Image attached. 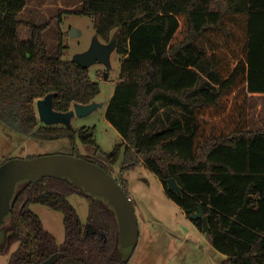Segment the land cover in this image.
I'll use <instances>...</instances> for the list:
<instances>
[{
	"label": "trees",
	"instance_id": "1",
	"mask_svg": "<svg viewBox=\"0 0 264 264\" xmlns=\"http://www.w3.org/2000/svg\"><path fill=\"white\" fill-rule=\"evenodd\" d=\"M26 4L0 0V122L38 139H68L69 154L112 174L121 161L115 177L127 192L125 172L145 164L204 231L203 218L191 217L202 203L204 232L227 255L219 264H264V118L251 128L249 112L251 94L264 93V0H82L74 12L92 16L105 40L116 34L123 55L105 112L121 136L111 152L101 149L95 125L41 123L39 98L54 93V108L66 112L101 88L89 68L63 58L61 29L60 53L51 54L45 32L52 23L21 20ZM22 25L31 28L28 39ZM169 177L182 195L168 188ZM74 193L89 199L85 222L69 199ZM33 203L64 213L62 243ZM7 220L0 253L19 243L8 264H40L55 253L53 264H128L136 249L123 250L109 201L66 176L20 181Z\"/></svg>",
	"mask_w": 264,
	"mask_h": 264
},
{
	"label": "rangeland",
	"instance_id": "2",
	"mask_svg": "<svg viewBox=\"0 0 264 264\" xmlns=\"http://www.w3.org/2000/svg\"><path fill=\"white\" fill-rule=\"evenodd\" d=\"M81 3L82 0H27L19 18L34 23L51 21L52 24L45 32L51 54L60 53L58 45L61 29L65 45L62 56L64 59H73L76 54L90 48L97 34L92 16L74 12ZM19 34L21 38L28 39L31 36V28L22 25L19 27ZM99 38L105 43L111 40H105L101 36ZM122 57L116 49L111 53V71L109 79L106 80L101 79L103 66L89 67L91 77L99 78L101 89L95 101L102 104L91 114L84 117L75 116L72 120L74 128L95 125L96 139L101 149L106 152H111L114 145L121 141L119 132L108 122L105 112L120 78ZM249 104L250 126L255 129L260 126V119L264 117V95L251 94ZM79 146L83 153L90 152L82 143ZM70 150L68 139L42 140L21 134L0 122V165L15 157L69 153ZM90 153H93V150ZM120 168L121 161L112 166L113 175L119 178ZM125 177L128 181V195L134 205L140 228L138 245L128 264H219L227 257L212 245L205 232L200 230L183 208L166 193L161 178L153 170L140 163L127 170ZM69 199L85 222L89 211L88 197L74 193ZM31 208L41 217L46 229L55 235L58 243H62L65 240L64 213L42 203H33ZM6 221V227H1L0 240L4 239L6 229L11 223L10 220ZM18 245V242L10 243L9 252L0 253V264H8ZM119 253L122 257L126 254L125 251Z\"/></svg>",
	"mask_w": 264,
	"mask_h": 264
},
{
	"label": "water",
	"instance_id": "3",
	"mask_svg": "<svg viewBox=\"0 0 264 264\" xmlns=\"http://www.w3.org/2000/svg\"><path fill=\"white\" fill-rule=\"evenodd\" d=\"M116 45V34L107 43L102 42L99 35L96 34L90 48L76 54L73 59L87 68L98 61L105 62L110 67V56L116 49ZM106 77H108V72ZM53 100L54 93H49L36 102L40 120L50 125L56 123L71 125V117L74 113L78 116H86L102 104L96 101L75 102L74 110L63 112L54 108ZM45 176L69 177L76 181L79 186H82L85 192L104 197L116 211L122 248L126 251H132L137 247L140 228L128 192L112 173L99 164L69 153H49L26 158L15 157L0 165V233H2L1 224L7 220L10 213L18 183L26 179L38 180ZM166 182L169 189L182 195L183 187L178 183L176 177H169ZM191 217L193 219L203 218L204 231L209 229L202 203H199L198 210ZM58 257L59 254L55 253L40 264H53Z\"/></svg>",
	"mask_w": 264,
	"mask_h": 264
},
{
	"label": "flooded vegetation",
	"instance_id": "4",
	"mask_svg": "<svg viewBox=\"0 0 264 264\" xmlns=\"http://www.w3.org/2000/svg\"><path fill=\"white\" fill-rule=\"evenodd\" d=\"M93 65H100V66H103L102 68L103 69H101V71H102V77H101V79H103V80H106V79H109V76H110V71H111V66L110 67H108L107 66V64L105 63V62H96V63H94ZM108 72V77H106V73ZM94 80H96V81H98V79H95V78H93ZM99 82V81H98ZM100 83V82H99ZM99 94V93H98ZM97 94V95H98ZM96 97V96H95ZM92 101H95V98L92 100ZM91 101V102H92ZM97 102V101H96ZM100 107V106H99ZM74 103H73V105L71 106V108H70V110H74ZM95 111V110H94ZM92 113V112H91ZM90 113V114H91ZM89 115V114H88ZM75 116H77V117H84V116H78L76 113H74L73 115H72V117H71V125H72V120H73V118L75 117ZM87 116V115H86ZM4 223V222H3ZM3 223L1 224V227H3ZM124 250V249H123ZM126 251V250H125Z\"/></svg>",
	"mask_w": 264,
	"mask_h": 264
},
{
	"label": "crops",
	"instance_id": "5",
	"mask_svg": "<svg viewBox=\"0 0 264 264\" xmlns=\"http://www.w3.org/2000/svg\"><path fill=\"white\" fill-rule=\"evenodd\" d=\"M113 92H114V91H113ZM253 94H259V93H253ZM253 94H252V95H253ZM261 95H264V93L260 92V96H261ZM262 118H264V117H262ZM262 118H261V119H262ZM261 119H260V122H261ZM183 210H184V209H183Z\"/></svg>",
	"mask_w": 264,
	"mask_h": 264
}]
</instances>
